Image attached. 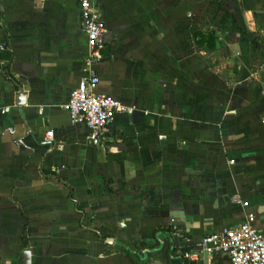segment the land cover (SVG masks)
<instances>
[{
    "label": "crops",
    "instance_id": "0c3cea01",
    "mask_svg": "<svg viewBox=\"0 0 264 264\" xmlns=\"http://www.w3.org/2000/svg\"><path fill=\"white\" fill-rule=\"evenodd\" d=\"M90 1L95 90L132 108L101 146L66 108L80 0H0V264H230L198 244L264 235V0Z\"/></svg>",
    "mask_w": 264,
    "mask_h": 264
},
{
    "label": "built area",
    "instance_id": "2783aa9c",
    "mask_svg": "<svg viewBox=\"0 0 264 264\" xmlns=\"http://www.w3.org/2000/svg\"><path fill=\"white\" fill-rule=\"evenodd\" d=\"M79 7L82 30L88 47L85 60L86 75L70 92L66 108L73 122L84 121L89 142L101 146L107 127L115 114L120 111L131 112L132 108L124 107L122 102L113 96L96 92L99 77L94 67L104 59L105 47L101 38L104 31L102 13L98 5L90 0H80ZM6 110L3 108L1 112L5 113ZM52 136L53 131H47L46 139ZM231 201L242 207L248 205L238 194H233ZM253 222L254 214L247 213L242 223L204 236L198 244L200 253L212 255L225 252L229 256L230 264H264V235ZM184 256L194 258L196 254L185 253Z\"/></svg>",
    "mask_w": 264,
    "mask_h": 264
},
{
    "label": "water",
    "instance_id": "95a60500",
    "mask_svg": "<svg viewBox=\"0 0 264 264\" xmlns=\"http://www.w3.org/2000/svg\"><path fill=\"white\" fill-rule=\"evenodd\" d=\"M21 93V92H20ZM19 104H23V103H19ZM170 238V237H169ZM148 250V252H151V250L152 251H158L159 250V248H153V249H147ZM146 253V250H144L143 252H142V254H145ZM138 254H140V253H138Z\"/></svg>",
    "mask_w": 264,
    "mask_h": 264
}]
</instances>
